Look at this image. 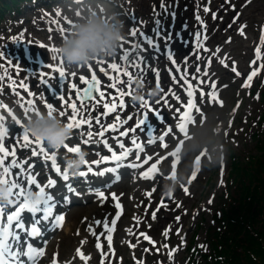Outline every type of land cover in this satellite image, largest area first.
Returning a JSON list of instances; mask_svg holds the SVG:
<instances>
[{
    "label": "snow or ice",
    "instance_id": "snow-or-ice-1",
    "mask_svg": "<svg viewBox=\"0 0 264 264\" xmlns=\"http://www.w3.org/2000/svg\"><path fill=\"white\" fill-rule=\"evenodd\" d=\"M207 10V9H205ZM57 15H60V13H57ZM77 16L80 15V12L77 11ZM68 24H72V21L70 19H67ZM61 34L65 31L63 27H60L57 29ZM241 34H243V28L239 29ZM130 35L133 37L138 36H144L143 33L139 32L138 29L133 28L130 32ZM51 39V37H50ZM146 42L149 45H152L153 48L156 47L155 44H153L151 39H148L145 37ZM262 42H264V37H262ZM40 48H47L48 52L53 53L51 56L52 60H56L57 56L55 53L59 52V48L53 46H45L43 43L39 45ZM141 49V45L139 43H136L131 50H127L124 52V55L122 57L123 60L127 61L129 65L132 67L139 68L140 64L144 63V60L141 56H136V60L134 61L132 59L133 55L136 54L137 51ZM257 57H260V49L258 48L256 50ZM4 56V52H0V57ZM47 59V58H46ZM173 63H175V60H172ZM98 64L103 63L102 61H97ZM223 64V61H221ZM234 63V62H233ZM252 63L255 64V61ZM42 65L46 66L48 69L52 70L53 72L58 73L57 79L58 80H64L66 78L67 70L62 67L63 60L62 58L59 60V63L57 65H53L51 63H45L42 62ZM227 66V65H225ZM89 69H91V65H88ZM109 68L119 71V66L117 63H111L108 65ZM264 67V66H262ZM197 71H200V69H197ZM232 71L234 75H240V73L237 71L235 67L232 68ZM99 72L107 75V72L104 67L99 68ZM48 73L40 72L37 74V79L41 84H47V77ZM71 76H76L75 72L70 73ZM123 75L127 77V80H118L117 83L120 85H131L132 81V74L128 71L123 72ZM257 75V71L253 70L250 75L247 77V81L245 82L243 87H249V81L253 79ZM156 82L157 86L159 87V74L156 73ZM0 79H4V77H0ZM111 79V78H110ZM80 85L78 86L76 83H72L71 87L74 90L73 95L75 96L74 100H66V98L61 95L59 97V100L62 102V108L57 109L56 106H54L53 103L45 102V107L47 109V114L51 117L53 115H59L60 117L64 118V122L66 126L72 130V133H78L76 137H73L72 135L68 137L67 140L72 138L80 139L82 138L85 133L80 132V129L84 125H91V120H85L80 118L79 116V108L87 107L85 101L87 99H97L93 94V89H96L97 91H100V89L97 87L100 84V81L97 78L96 72H91L90 79L85 76H80ZM84 85H88V87H84ZM111 88H117V84H110ZM21 87H27L26 85H21ZM189 91L187 92V96L191 99H189L182 110L179 111V115L177 117V124L175 126H170L166 131H164L162 134L159 135L158 140L153 139H147L145 143L153 144V143H161L162 148H167V143H164L165 138L171 134H173L174 130L178 129L180 133H183L185 138L188 137V126L190 124H193L195 122L193 111L196 113H201V108L196 103L195 97L199 96L200 98H205L209 100V102H218L221 106L223 105V101H220L218 99V94L216 93H204L203 89H201L198 93H194L192 89V85L189 83L188 85ZM211 87L215 88V84H212ZM12 91L19 95V93L15 92V88L12 89ZM117 91H120L117 89ZM163 91V89H161ZM83 92V96L80 95V93ZM28 95L32 96L34 95L30 91H28ZM121 96L127 95L131 96V92H120ZM105 96V93L103 91H100V97L103 98ZM115 99V98H113ZM142 101L140 107L147 109V111H144L142 113V118L139 120L138 124L135 128H129L128 132H134L142 127H145L146 121L149 119L150 115H160L155 109H152L151 106L148 104L147 101L143 99V97L140 98ZM79 103V107H78ZM97 103H99V100H97ZM159 103V101L157 102ZM28 104L32 106V110L35 112L36 115H39V111L35 109L34 107V101L29 100ZM21 107H24L23 104L20 105ZM125 107L124 100L119 101V108L123 109ZM0 108L4 109L5 112L8 114V116L11 117V125L8 124V121L6 119V116L4 114H0V185L7 186V192L4 194L2 201H0V264H23L22 258H26L27 261L30 262V264H39V261L44 257L45 252L42 248L34 247L32 244H25L23 242V238L20 237L16 232L15 229L23 228L26 224L33 223L32 222V215L36 213H44L45 218L52 217L54 215V208H55V201L58 199V197L54 194L53 189L56 187V181L49 179L45 184H40L35 176L32 174H28L25 176L23 169L26 167H33L34 165L31 164L30 161H25L24 165H21L16 160L11 159L12 157H15L16 152L13 148L12 150H8L5 148L3 141L5 138L11 136L14 140L15 134L10 132L11 126L19 125V127L16 129V132L22 133V136L20 139L16 140V143L20 145V147L23 148H30L31 149V155L33 157L39 158L40 156L44 157V161L48 166L54 170L64 182H68L70 180V175L68 172L69 167L67 166L64 169H61L59 164L57 163V150H59L61 147H63L68 154L76 155L81 153V146L80 145H69L67 142H65L62 146H60L58 149H52V151H49L47 146L45 145V142L43 138L41 137H34L30 135L29 130L22 124V122L17 119V117L13 114L12 109L9 108L7 104H4L2 101H0ZM104 112L102 115H106L108 113L115 112L117 110V104L115 102L111 103H104L103 104ZM25 114L28 113L29 108L24 107ZM128 119H132V117H128ZM96 123H99V119L96 118ZM115 125H109V128H114ZM128 132L122 131L121 135H128ZM86 135L89 138H92L93 133L91 131H88ZM98 135L103 136V132H99ZM34 138V139H32ZM66 140V141H67ZM84 144H88L89 140H83ZM182 143V142H181ZM133 144H135L136 149L138 152H143L144 147L142 144L137 143L135 140H133ZM121 148H124V145L121 144ZM179 148L176 149L175 152L170 153L169 155L175 156L177 158L176 162H178V152ZM111 156H105L103 157L104 160H108L111 158L112 160L117 161V165L115 168L111 169H105L103 172L97 173L98 176L103 177L106 173H112L116 172L121 165L119 164V161L122 159L127 158L129 155L130 150L125 149L121 153H117L115 151H111ZM136 159L140 160L141 157L139 155H136ZM165 159V157H159L155 162L151 163L150 168H148L147 171L141 173V177L144 179H154L158 173V165ZM150 161H152V156H148L146 159H144L143 163L147 165ZM173 162V169L175 168V163ZM84 164H87L88 161L84 160ZM93 163H99V161H94ZM199 163V158H197V164ZM127 167L131 168H137L140 167L139 164H129L126 165ZM13 169H16L15 177L13 178ZM91 171V169H89ZM87 173L80 172L79 176H86ZM170 179L175 178V171H173L172 176L169 177ZM196 178V172H193L192 174V180ZM113 179V177L109 176V180ZM116 179H119V176L116 177ZM191 182V180L189 181ZM66 185H62L63 188ZM35 190V193L34 191ZM183 191L185 194H188V188L184 187ZM99 195L101 197L104 196L103 192H100ZM149 196H151V193H148ZM113 199H116L115 194H112ZM169 197L172 196V193L168 194ZM163 204V201L161 202ZM179 207V205H177ZM117 209L121 208V205L119 202L116 203ZM9 208H14V211H7ZM120 213L118 212L116 214V219L111 220V227H109L108 224H104L103 226L109 230V232L114 231L115 225L117 223V220L119 219ZM6 217V219H5ZM27 217V219L25 218ZM153 217L155 218V213H153ZM55 223L57 227H62L63 222L65 220L64 215L56 214L54 217ZM177 220H179V217H177ZM97 223H100V221H97ZM39 228L35 226L33 223V226L31 227L30 232H27L26 235L30 236H36L39 234ZM179 232V230H177ZM95 235V233H93ZM167 230L165 231L164 235L167 236ZM143 235V234H141ZM145 239H150L147 236H144ZM112 235L107 236V244L109 248H111L112 245ZM155 243V242H153ZM97 248H101L102 245L100 243L96 244ZM167 248V245H165ZM26 248V250H25ZM77 256L83 260L87 261L90 259L89 256H87L80 248L76 249ZM173 255L172 252H169V256L171 257ZM52 264H58V260L54 257L52 260Z\"/></svg>",
    "mask_w": 264,
    "mask_h": 264
},
{
    "label": "clouds",
    "instance_id": "clouds-1",
    "mask_svg": "<svg viewBox=\"0 0 264 264\" xmlns=\"http://www.w3.org/2000/svg\"><path fill=\"white\" fill-rule=\"evenodd\" d=\"M124 38L123 23L115 17V14H109L106 11L99 13L94 10L89 11L81 14L74 21L68 35L64 37L59 46L58 55L67 69H79L97 59L115 56ZM137 87L141 88L142 85L138 84ZM133 99H139V96H134ZM26 128L32 136L43 138L51 149H58L72 135V130L59 116L50 117L47 113H39V115L28 118ZM205 150L209 156L208 163H215L220 146L218 140L214 142L207 132L192 139L184 146L180 154L195 155ZM85 156L86 153L81 152L73 158H67L65 164L70 170L78 171L83 165ZM185 178V173L179 172L174 179L164 185L165 194L174 193ZM6 192L7 186L0 185V201Z\"/></svg>",
    "mask_w": 264,
    "mask_h": 264
},
{
    "label": "trees",
    "instance_id": "trees-1",
    "mask_svg": "<svg viewBox=\"0 0 264 264\" xmlns=\"http://www.w3.org/2000/svg\"><path fill=\"white\" fill-rule=\"evenodd\" d=\"M257 159L258 170L254 174H252L254 169L246 170L250 176H247L243 172L245 167L242 168L243 165L240 163L239 159L236 160V162L230 159L231 174H234V178L236 177V179H242V183H250L257 179V181L262 184L261 186H264V177L259 176V171L264 163V153L263 160H261L258 156ZM242 174L245 176L242 177ZM253 188L254 194L250 196L249 201H245L244 205L246 209L245 212L240 215L241 220L237 219V223L234 225L239 229V231L235 234V238H231V240L235 243L234 245L236 247H241V250L237 251L234 246L231 247V245L228 244L223 264H264V247L259 240L260 237H264V229H260L259 231L254 230L256 235H253L246 228V222L253 223V220H255V218L259 215H262V218H259L257 222L264 225V190L263 188L260 189L259 184L255 185ZM246 191H249V188H246ZM254 203L256 204L254 208H252ZM241 232H243L244 240L238 238ZM215 248H217V246ZM250 252L253 253V255H251ZM257 256L258 260L256 258Z\"/></svg>",
    "mask_w": 264,
    "mask_h": 264
},
{
    "label": "rangeland",
    "instance_id": "rangeland-1",
    "mask_svg": "<svg viewBox=\"0 0 264 264\" xmlns=\"http://www.w3.org/2000/svg\"><path fill=\"white\" fill-rule=\"evenodd\" d=\"M240 2H243L244 0H238ZM254 4V2H251L250 5ZM62 12L64 14H69L71 15V13H69L68 11H66V9H62ZM264 12V6L263 5H260L256 10H247L245 9V11L243 12V16L247 19V20H254L256 17L260 16L262 13ZM31 34H42L45 36H47L45 34V32H42V31H35L33 28L32 29H27ZM51 41L53 42H56L57 41V38L55 35L51 34ZM216 43V40L215 41H212L211 42V45L214 46ZM240 44H244V42H239L238 45ZM240 49H242V51H244V48L243 47H240ZM232 101H230L231 103ZM245 103L247 108H248V112L249 114L252 113V102H250L249 100H247ZM257 109V107H255V110ZM207 127V125L205 126V128ZM199 131L198 130V134H199ZM216 140L214 139V142ZM234 145L230 150V154L231 153H236L237 155H239L240 157H246V156H261L263 153H264V137L261 138V140L257 143V146L255 148V141H253V138L251 136H246V137H243L241 139V143L239 145H235L233 143H227L225 146L227 149V147L229 145ZM219 146L221 147V143H219ZM182 162L184 164H186L188 161H186L184 158H182ZM257 163V159L254 157V158H247L245 163L244 164H256ZM229 167H228V163H227V171H228ZM225 174H226V171H225ZM215 190V174L212 175L210 177V180L208 182V186H207V189L205 192H203L202 194H205L203 198H206L208 196L211 195V191H214ZM219 192V191H217ZM138 195V192H136L133 197H136ZM218 197V195H217ZM218 203V200L216 198L215 200V205ZM74 208V207H73ZM86 209H84L81 213H83ZM97 211V208H95V211ZM215 213V209H214V212H213V215ZM213 215H208L207 218H204L202 217V219H199L197 221V224H195L192 228L194 230L193 232V235L190 239V242H189V248L180 255V260L176 263V264H184L182 263V259H186L188 260V263L187 264H203L202 262V255L204 253H206L205 251V245H206V242H207V237L210 233V228H211V219L213 217ZM72 218H75L73 216H70L69 215V218H68V224L71 225V219ZM191 228V229H192ZM68 228H66L65 230H67ZM67 236H71L70 234H67ZM76 240L74 239V242ZM53 242L55 245H58L60 243L59 239L58 238H55L53 239ZM88 249H89V252L90 253H93V250L87 245ZM190 249H192L191 251H189ZM185 260V262H186Z\"/></svg>",
    "mask_w": 264,
    "mask_h": 264
},
{
    "label": "bare ground",
    "instance_id": "bare-ground-1",
    "mask_svg": "<svg viewBox=\"0 0 264 264\" xmlns=\"http://www.w3.org/2000/svg\"><path fill=\"white\" fill-rule=\"evenodd\" d=\"M48 82L50 83V85L49 86H51V84L52 85H57L58 84V81H57V79H49L48 80ZM45 91H47V90H45ZM48 92H49V90H48ZM50 93V92H49ZM122 150H123V148H121V146H118V151L119 152H117V153H121L122 152ZM131 153V152H130ZM130 153H129V155H130ZM128 159V156H127V158H125V159H122V160H127ZM136 164H138V163H136ZM125 167H127L126 165H125ZM128 169H130L132 172H138V171H140L142 168H143V165H141L140 167H137V168H131V167H127ZM71 183H72V187H73V190H75L76 191V194H71V198H74V197H76L77 196V193H80L81 192V185H80V183H78L76 180H71ZM61 191L60 190H58V193H60ZM78 209L76 208V211H77ZM22 230V234H23V230L24 229H21ZM64 232H65V230H64ZM71 239V237L70 236H67V235H65V240L66 241H69ZM77 248H80V247H76V249ZM67 253H71V250L70 249H67L66 251H63V254H67Z\"/></svg>",
    "mask_w": 264,
    "mask_h": 264
}]
</instances>
